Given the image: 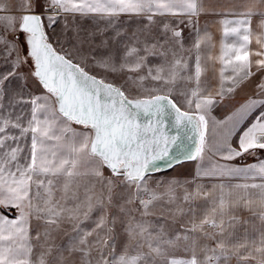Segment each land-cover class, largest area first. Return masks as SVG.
Listing matches in <instances>:
<instances>
[{
  "label": "snow or ice",
  "instance_id": "1",
  "mask_svg": "<svg viewBox=\"0 0 264 264\" xmlns=\"http://www.w3.org/2000/svg\"><path fill=\"white\" fill-rule=\"evenodd\" d=\"M0 264H264V0H0Z\"/></svg>",
  "mask_w": 264,
  "mask_h": 264
},
{
  "label": "crops",
  "instance_id": "2",
  "mask_svg": "<svg viewBox=\"0 0 264 264\" xmlns=\"http://www.w3.org/2000/svg\"><path fill=\"white\" fill-rule=\"evenodd\" d=\"M212 2L216 3L217 0H212ZM227 2H228V0H219V3H221V4H226ZM205 20L212 21L213 17H211V16L202 17L201 23H203ZM79 23H81L82 26H90V23L88 21H81ZM213 30H214V28H213ZM245 91H247V89H245ZM243 95H244V92H241L239 94V96L237 97V99H240V97H242ZM232 103L233 102L226 103L221 108L217 109V111L214 114L217 115L218 117L222 118L223 115L227 114L232 109ZM213 139H214V136L212 134L211 127H210V129H209V141L211 142ZM246 162L251 163V162H253V160H252V158H249L246 160ZM194 163L195 162H188V166H191V168H194ZM167 170H170V169H167ZM176 173H178V171H176ZM247 215H248V213H246V216Z\"/></svg>",
  "mask_w": 264,
  "mask_h": 264
},
{
  "label": "rangeland",
  "instance_id": "3",
  "mask_svg": "<svg viewBox=\"0 0 264 264\" xmlns=\"http://www.w3.org/2000/svg\"><path fill=\"white\" fill-rule=\"evenodd\" d=\"M83 27H89V26H83ZM249 158H251V157H249ZM249 158H247V159H249ZM241 162H246V161H241ZM188 168H191V166H188L187 168H178V169L175 170V172L172 169L159 171V172L153 173V178L154 179L164 180V179H167V178H169L171 176L177 175L178 173H176V171L182 172V171L188 170ZM243 215L246 216V212L243 213Z\"/></svg>",
  "mask_w": 264,
  "mask_h": 264
},
{
  "label": "water",
  "instance_id": "4",
  "mask_svg": "<svg viewBox=\"0 0 264 264\" xmlns=\"http://www.w3.org/2000/svg\"><path fill=\"white\" fill-rule=\"evenodd\" d=\"M167 169H169V168L164 167V166L162 165L160 171H164V170H167Z\"/></svg>",
  "mask_w": 264,
  "mask_h": 264
}]
</instances>
